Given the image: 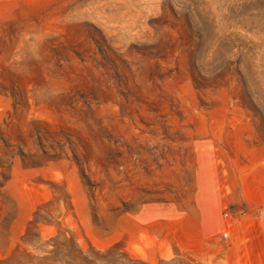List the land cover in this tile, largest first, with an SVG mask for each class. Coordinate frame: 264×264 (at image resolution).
<instances>
[{"label":"rangeland","instance_id":"obj_1","mask_svg":"<svg viewBox=\"0 0 264 264\" xmlns=\"http://www.w3.org/2000/svg\"><path fill=\"white\" fill-rule=\"evenodd\" d=\"M76 247L264 264V0H0V264Z\"/></svg>","mask_w":264,"mask_h":264},{"label":"crops","instance_id":"obj_2","mask_svg":"<svg viewBox=\"0 0 264 264\" xmlns=\"http://www.w3.org/2000/svg\"><path fill=\"white\" fill-rule=\"evenodd\" d=\"M224 171H218V176L225 178ZM234 186L231 188L227 183H223V181H219L217 185H215V189L211 190V197L205 199V202L200 207V213L196 216V223L198 227H200V231L203 232L205 229L210 231L212 228L211 224L213 219H217V210L219 207L223 206L224 204L227 206H234V204L240 203L242 206L243 202H245L244 192L243 190L240 192V198L236 202ZM244 212V211H242ZM237 222L238 219H236ZM241 222L243 221L240 220Z\"/></svg>","mask_w":264,"mask_h":264},{"label":"trees","instance_id":"obj_3","mask_svg":"<svg viewBox=\"0 0 264 264\" xmlns=\"http://www.w3.org/2000/svg\"><path fill=\"white\" fill-rule=\"evenodd\" d=\"M73 254L77 264H118L119 259H122L127 264H146L144 261L130 256L117 247L111 252H109V250L104 252L93 251L89 254L76 247ZM160 264H165V262L161 261Z\"/></svg>","mask_w":264,"mask_h":264},{"label":"built area","instance_id":"obj_4","mask_svg":"<svg viewBox=\"0 0 264 264\" xmlns=\"http://www.w3.org/2000/svg\"><path fill=\"white\" fill-rule=\"evenodd\" d=\"M224 237H228V233H224Z\"/></svg>","mask_w":264,"mask_h":264}]
</instances>
